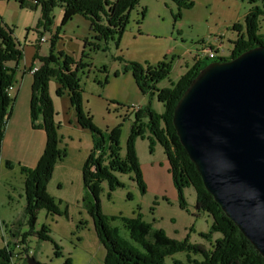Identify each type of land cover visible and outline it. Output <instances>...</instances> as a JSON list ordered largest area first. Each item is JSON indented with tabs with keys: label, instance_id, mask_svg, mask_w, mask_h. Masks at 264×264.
Returning <instances> with one entry per match:
<instances>
[{
	"label": "rangeland",
	"instance_id": "1",
	"mask_svg": "<svg viewBox=\"0 0 264 264\" xmlns=\"http://www.w3.org/2000/svg\"><path fill=\"white\" fill-rule=\"evenodd\" d=\"M18 1L0 0V23L13 30L17 49L23 51L22 59L16 68L17 83L13 85L10 92L14 99L17 95L21 97L15 103V110L22 109L20 104L22 100L26 101L28 108L32 75L27 70L30 69L35 54L41 57L49 54L51 36L56 32V28H59L55 46L56 54L62 51L75 61L83 56V60L91 64V69L85 70L80 75L83 89L82 109L100 132H109L113 128L120 127L118 149L121 157H124L126 153L128 132L134 114L141 107L147 106L148 102L150 108L157 113L161 114L163 108L156 98L150 102L148 97L138 91L131 76L122 72L123 65L116 59L120 58L142 66H154L161 61L170 64L171 73L156 87L157 89L169 88L171 84L177 83L198 58L204 56L205 49L215 51L217 58L228 57L233 41L238 35L244 34L243 31L239 34L232 30L233 26L244 25L245 14L252 6L247 0H194L190 9L179 12V19L177 18L174 23L173 17L178 10L173 2L141 0L135 9L130 11L128 24L116 46L112 40L95 41L94 34L89 29V22L81 16L73 17L60 28L61 11L57 7L52 11L51 33L39 35L42 32L41 28L38 30L35 28L40 16L39 11L20 8ZM255 6L264 12V1L257 2ZM142 8L146 11L141 19ZM259 25V33L264 36V16L260 18ZM41 39H44V42ZM96 45L99 47H95ZM8 66L11 69L15 67V64L9 63ZM105 78L109 83L107 86L100 87L95 82V79L103 81ZM48 89L54 108L55 122L66 128L75 140V144L69 147V162L76 165L81 156L84 158L85 154L89 153L90 136L78 126L77 130L70 127L76 124L75 113L70 108L69 99L65 93L60 98L56 97L58 86L54 80L50 81ZM19 125L12 127V131L15 130L13 144L31 134L29 132L32 128L28 132L23 126L19 128ZM36 137L37 135H31L27 138L28 142L25 144L26 147L24 145V150L28 152L29 146L35 147L36 139L32 138ZM78 140L79 144H76ZM5 141L6 154L4 155H7L8 159L0 156V162L6 168L0 173V246L12 249L14 264H22V256H24L22 252L26 247L20 243L18 236L12 237L10 231L15 232L16 226L13 223L22 218L25 205L22 191L23 177L20 172V167L26 168L21 157L24 151L19 146L10 148L9 137L4 134L3 143ZM44 144H40V147ZM149 148L146 137L137 138L134 142L133 149L141 172V187L136 183L134 173L128 172L116 175L122 187L114 192H110L106 183H103L102 192L99 195L101 213L127 218L140 215L143 221L150 223L155 229L163 230L172 240H186L188 244L201 245L207 251L212 250L214 240L221 236L217 233H213L208 239L201 236L209 232L212 225L211 217L202 212L196 214L195 192L192 188L187 187L183 191L187 209L179 207L178 201L173 197L176 191L172 186V176L163 169L166 158L162 147L159 143H155L151 150ZM73 149H75L74 153ZM30 154H33V151ZM6 162L9 167L6 166ZM61 168L64 169L65 166ZM67 168L65 171L58 169L56 175L52 176L46 191L61 201V209L66 206L68 218L51 216L45 211H40L35 226L36 230L41 225H47L50 228V238L59 247L61 256L54 257L52 243L37 241L34 237H30L26 245L30 249L29 257H33L40 264H64L67 258L70 259L71 264H103L105 249L96 238L93 219L83 208L82 173L74 170V167L67 165ZM111 226L118 228L120 234L128 238L120 221L112 222ZM24 231L26 228L22 227L21 232ZM187 255L186 252H179L167 256L164 264H174L175 261L191 264L187 263ZM189 259L200 261L201 257L200 254H190Z\"/></svg>",
	"mask_w": 264,
	"mask_h": 264
},
{
	"label": "trees",
	"instance_id": "2",
	"mask_svg": "<svg viewBox=\"0 0 264 264\" xmlns=\"http://www.w3.org/2000/svg\"><path fill=\"white\" fill-rule=\"evenodd\" d=\"M141 0H19L20 8L28 11H39V19L35 24L36 30L41 28L39 35L50 32L53 24L52 11L56 7L61 11L60 28L64 27L73 17L81 16L89 22V29L94 34L95 41H114L118 46L125 27L128 24L129 13L134 10ZM173 2L178 12L173 17L174 23L179 19V12L188 10L193 6L194 0H169ZM259 1L247 0L252 5L244 17V25L235 24L234 31L241 34L233 41L232 50L228 57L216 58L215 61L226 62L239 57L242 53L256 47H264V36L259 33V21L264 16L263 10L255 6ZM145 8L140 11V18L144 16ZM59 28L50 39V52L46 57L35 54L32 61L39 62L38 69L33 72L29 99V119L32 130L42 131L45 136V145L40 159L31 169L20 167L23 177V197L25 205L22 218L17 219L13 225L15 232L10 231L12 237H19L20 243L25 245L22 253L29 254L27 240L34 237L37 241H48L53 244L54 257L61 256L60 249L50 238V228L41 225L36 230V220L40 211H45L51 216H64L68 218L66 206L60 208L61 201L47 193V185L53 175L55 165L63 160L66 155L64 148H59L61 138L58 135L60 125L55 122L54 108L49 94L48 84L54 80L58 89L56 97L64 93L75 113L76 125L87 132L91 139L90 153L81 167V180L84 189L83 208L93 219V227L98 242L105 249L103 264H164L167 256L179 252H186L187 263L191 264H264L262 255L248 242L247 238L235 227L213 200L201 181V176L189 160L184 148L176 136L172 125L173 111L181 96L196 75L209 64L207 57L198 59L184 73L177 83L169 88L157 89V84L171 73V66L166 62H159L154 66L140 65L120 58L122 72L130 74L138 91L149 98L150 102L156 98L163 108L157 113L150 108V103L134 114L128 132L125 156L119 154L120 127L109 132H100L91 122L88 114L84 113L81 105L83 89L81 87V74L91 69V64L83 60L77 61L62 51L56 54V39ZM95 47H99L96 45ZM23 51L17 49L13 39V30L0 23V156L4 139L5 128L12 111L15 99L11 97L8 89L17 83L16 68L22 59ZM15 64L10 69L8 64ZM31 69V67H30ZM30 69L27 71L29 72ZM105 70V68H104ZM106 71V70H105ZM104 71V73H105ZM88 73V72H87ZM116 74V73H115ZM100 86H107L108 80L95 79ZM147 138L149 150L155 143L162 147L167 160L168 172L171 174L172 185L176 191V198L181 209H187L183 197L185 188H192L195 192L194 210L207 214L212 219V225L207 234L201 236L210 238L213 233L221 237L214 240L212 250L207 251L201 245H191L183 241L172 240L161 229H155L150 223L142 220L138 215L134 218L124 216H107L100 211L99 195L102 184L106 183L109 191L114 192L122 184L117 180V174L134 173L135 181L141 187L140 166L134 153V142L137 138ZM7 167L9 164L5 163ZM120 221L126 230L128 238L123 237L111 223ZM22 227L26 231L21 232ZM12 249L0 246V264H14ZM20 254V253H19ZM190 254H200V261H191ZM33 258V257H31ZM34 259V258H33ZM35 260V259H34ZM22 264H30L23 260ZM35 264H40L35 261ZM64 264H71L69 258ZM174 264H183L175 261Z\"/></svg>",
	"mask_w": 264,
	"mask_h": 264
},
{
	"label": "water",
	"instance_id": "3",
	"mask_svg": "<svg viewBox=\"0 0 264 264\" xmlns=\"http://www.w3.org/2000/svg\"><path fill=\"white\" fill-rule=\"evenodd\" d=\"M171 121L205 190L264 259V47L206 65Z\"/></svg>",
	"mask_w": 264,
	"mask_h": 264
},
{
	"label": "crops",
	"instance_id": "4",
	"mask_svg": "<svg viewBox=\"0 0 264 264\" xmlns=\"http://www.w3.org/2000/svg\"><path fill=\"white\" fill-rule=\"evenodd\" d=\"M24 72V71H23ZM128 74V73H127ZM130 75V74H129ZM131 76V75H130ZM132 79V78H131ZM109 84V83H108ZM100 88V87H99ZM13 89V88H12ZM12 89H11V91H12ZM10 91V92H11ZM10 95H11V93H10ZM17 98H15V101H14V107L12 108V112L10 113V116H9V118H8V122H7V128L5 129V135H6V137L8 136L9 137V141H10V144H9V146H10V148H12V149H14L15 147H20V148H23V151H24V153H22L21 154V157H22V159L24 160L23 161V165L26 167V168H33V166H35V164H36V162H37V160H39L40 159V156H41V154H42V152L41 151H43L42 150V148L43 147H40V144H43V143H45L44 141H45V136H44V133L42 132V131H38V130H32L31 128V124H30V119H29V105H28V108H27V105H26V101L25 100H22L21 102H20V104H22V109L20 108V109H18V110H15V107H16V105H15V103L17 102V100L18 99H21V97H18V95L16 96ZM17 124H20L19 125V128H20V126H23V127H25L26 128V130L29 132V129H31V132H29V133H31V134H29V135H26L27 137H23L22 139H21V141H19V142H17V143H15V144H13V140H14V138H13V134L15 133V130L14 131H12V127H14V126H16ZM11 127V129L9 130V128ZM70 127H73L74 128V130L76 129V128H78L77 127V125L75 124L74 126L72 125V126H70ZM67 129L66 128H64V127H62L61 125H60V128H59V130H58V135H59V137L61 138V142H60V145H59V148H64L65 150H66V157L63 159V160H61L60 162H58L56 165H55V167H54V172H53V175H51V178H52V176H54V175H56V172L58 171V169H61L62 171H65V170H67L68 168H67V165H68V167H74V170H76V171H81V167H82V164L84 163V161H86V159H87V157H88V155H89V153H90V150H91V146H92V143H91V146H90V149H89V153L87 154H85V156H84V158L81 156L80 158H79V161L77 162V164L75 165V164H72V162L70 161L69 162V160H70V152H69V147L71 146V145H73V144H75V140H73L74 138H72V136H70V134H69V132L68 131H66ZM77 130V129H76ZM80 130V129H79ZM82 130V129H81ZM71 131V130H70ZM84 131V130H83ZM80 132H82V131H80ZM31 135H37V137L36 138H32V139H36V144H35V147L34 146H29V148H28V152L26 151V150H24V148L26 147V143L28 142L27 141V138H30L31 137ZM41 135H43V137H41ZM6 141L2 144V146H1V156L4 158V159H8L7 158V155H4V154H6ZM31 143V142H30ZM30 143H28V144H30ZM76 144H79V140H78V142L76 143ZM24 145H25V147H24ZM45 145V144H44ZM43 145V146H44ZM42 146V145H41ZM22 151V152H23ZM33 151V154H30L31 152ZM74 151H75V149H73L72 150V152L74 153ZM168 162H167V160H165V163L163 164V169L166 171V172H168V164H167ZM62 166H65V168L64 169H62L61 167ZM58 167H60V168H58ZM154 167V166H153ZM3 169H6L5 167H3L2 166V163L0 162V173H1V171H3ZM155 170V169H154ZM51 180V179H50ZM50 182V181H49ZM48 185H49V183H48ZM47 185V186H48ZM173 186V185H172ZM173 197H174V199H176V201H177V198H176V195L174 194L173 195Z\"/></svg>",
	"mask_w": 264,
	"mask_h": 264
},
{
	"label": "built area",
	"instance_id": "5",
	"mask_svg": "<svg viewBox=\"0 0 264 264\" xmlns=\"http://www.w3.org/2000/svg\"><path fill=\"white\" fill-rule=\"evenodd\" d=\"M42 42H44V39H41ZM207 57V59L209 60H213V59H216L217 58V54L215 51L211 50V49H205L204 50V56L202 58H205ZM225 58V57H224ZM198 59H201V58H198ZM39 65V62L37 60L35 61H32V64H31V69L29 71L30 74H32L33 72H35L37 69H38V66ZM12 88L8 89V92L10 94V91H11ZM29 258V254H24V256H22V260H27Z\"/></svg>",
	"mask_w": 264,
	"mask_h": 264
}]
</instances>
